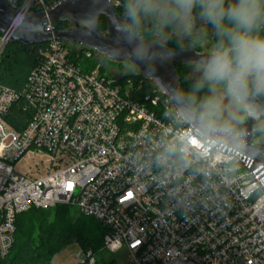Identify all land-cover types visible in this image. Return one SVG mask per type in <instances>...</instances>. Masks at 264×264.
Listing matches in <instances>:
<instances>
[{
    "label": "built area",
    "instance_id": "2783aa9c",
    "mask_svg": "<svg viewBox=\"0 0 264 264\" xmlns=\"http://www.w3.org/2000/svg\"><path fill=\"white\" fill-rule=\"evenodd\" d=\"M62 1L7 0L12 32ZM47 44L21 93L0 85V257L17 216L69 206L106 230L101 251L125 250L132 264H264V194L239 158L177 122L137 71L114 77L82 65L101 57L89 49ZM20 99L33 114L16 131L6 118ZM76 258L97 264L92 251Z\"/></svg>",
    "mask_w": 264,
    "mask_h": 264
},
{
    "label": "water",
    "instance_id": "95a60500",
    "mask_svg": "<svg viewBox=\"0 0 264 264\" xmlns=\"http://www.w3.org/2000/svg\"><path fill=\"white\" fill-rule=\"evenodd\" d=\"M16 16V12L8 7L7 0H0V33L10 35L11 43L35 46L55 39L89 49L115 63H130L170 100L175 112L178 106L173 97L183 95L175 64L197 68V62L210 55L200 54L192 49L174 50L160 42L137 36L129 43L127 35L117 31V24L127 23L118 15L113 0H63L47 13L27 15L9 34ZM102 17L107 22L106 32L98 28ZM60 22H69L71 27L58 30L54 34L46 33V26ZM137 47L143 53V59H138L134 54ZM185 103L192 111L195 125L201 113L190 107L186 101ZM249 107L251 117L254 118H250L246 112V123L240 128L226 124L230 131L222 136H206L194 125H186L215 149H225L236 155L264 194V144L254 141V129L264 121V102L255 97L250 101Z\"/></svg>",
    "mask_w": 264,
    "mask_h": 264
},
{
    "label": "clouds",
    "instance_id": "9594fccd",
    "mask_svg": "<svg viewBox=\"0 0 264 264\" xmlns=\"http://www.w3.org/2000/svg\"><path fill=\"white\" fill-rule=\"evenodd\" d=\"M198 9L201 20L211 24L219 37L215 50L206 58L197 62L200 79L194 84L193 93L186 94L189 100L195 99L194 93L209 85L215 93L223 86L224 95L234 107L249 113L250 101L264 96V38L258 33L264 24V0H127L124 15L132 25H139L142 16H163L165 11L181 25L192 20ZM118 32L127 35L128 42L136 39L129 24H117ZM138 59L144 55L139 47L134 49ZM177 104L176 120L189 126L194 125L191 109L185 103V96L173 97ZM200 115L194 127L206 136H222L230 129L225 118L236 117L222 104L219 97L209 96L200 102ZM187 145V138L182 141ZM158 160L163 157H158ZM187 163V161H186Z\"/></svg>",
    "mask_w": 264,
    "mask_h": 264
},
{
    "label": "trees",
    "instance_id": "16d2710c",
    "mask_svg": "<svg viewBox=\"0 0 264 264\" xmlns=\"http://www.w3.org/2000/svg\"><path fill=\"white\" fill-rule=\"evenodd\" d=\"M126 2L127 0H114V5L118 3L116 6L118 15L129 24L135 36L145 38L146 35L152 34L155 26L148 20L141 21L138 26L131 24L124 15ZM225 2L227 4L233 2V0H225ZM193 16L200 19L198 9L193 13ZM206 24L207 26L211 25ZM70 27L69 22H60L55 25L57 31L66 30ZM98 28L102 32L107 31V22L104 17L100 19ZM201 33L205 34L204 31ZM201 33H196L194 37ZM256 34L264 38V24L261 25ZM218 41L219 37L215 31L216 45ZM47 46V43L24 46L8 42L0 57V85L21 93L32 70L40 62L41 51L46 49ZM167 47L181 50V48L174 47L172 43ZM102 58L83 60L82 65L88 69H94L99 66ZM175 68L180 78V87L183 96H185V101L195 109L194 103H200L208 93L202 89V91L194 93V101L189 100L186 94L193 93L194 82L186 78L188 66L175 64ZM100 69L102 72L104 71L101 66ZM133 75L134 73L124 78ZM145 88L151 89L154 86L151 82H146ZM32 114V110L26 105L25 101L20 99L11 107L6 121L16 131H22L27 126ZM72 210L76 209L69 206H58L49 210L31 208L17 216L14 245L7 257H0V264H52L54 258L71 244H79L83 252L101 251L106 230L95 220L83 215L79 216L78 219H74L71 213Z\"/></svg>",
    "mask_w": 264,
    "mask_h": 264
},
{
    "label": "rangeland",
    "instance_id": "374dc122",
    "mask_svg": "<svg viewBox=\"0 0 264 264\" xmlns=\"http://www.w3.org/2000/svg\"><path fill=\"white\" fill-rule=\"evenodd\" d=\"M148 20L152 22L155 26V30L152 34L146 35L145 39L160 42L165 46L170 43L176 48H181V50L192 49L200 54H211L216 48L215 42V28L212 25L206 24L196 16L192 17V20L184 25L174 21L165 11L163 16L159 15H148L142 16L141 21ZM205 34H202L203 32ZM196 33H201L197 37H194ZM180 46V47H179ZM99 65L103 68L105 74L109 73L114 77H122L129 74H133L136 70L130 63H115L106 58H102ZM201 73L196 67L188 66L186 69V78L193 81L194 84L200 79ZM210 86L205 85L204 90L206 91L207 98L209 96L219 97L224 107L231 113L235 115L234 120L227 119L222 123L240 128L246 123L247 115L246 112L241 110L239 107H234L231 101L224 95L223 86H218L215 93L210 92ZM259 100L264 102V96L257 97ZM200 103H194V108L196 111L202 112L199 107ZM254 141L255 143L264 144V121H262L254 129ZM16 170L20 173L27 172V168L19 164L16 166ZM72 216L74 219H78L81 214L77 210H72ZM82 251L79 244H71L64 248V250L57 255L52 264H76L77 254ZM97 260V264H132L127 256V252L122 250L116 254L108 253L107 251L94 252Z\"/></svg>",
    "mask_w": 264,
    "mask_h": 264
},
{
    "label": "bare ground",
    "instance_id": "6f19581e",
    "mask_svg": "<svg viewBox=\"0 0 264 264\" xmlns=\"http://www.w3.org/2000/svg\"><path fill=\"white\" fill-rule=\"evenodd\" d=\"M11 32H12V29H10L9 34H11Z\"/></svg>",
    "mask_w": 264,
    "mask_h": 264
}]
</instances>
